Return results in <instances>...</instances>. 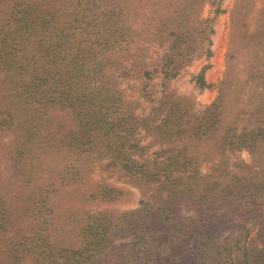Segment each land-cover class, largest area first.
<instances>
[{
  "label": "trees",
  "instance_id": "obj_1",
  "mask_svg": "<svg viewBox=\"0 0 264 264\" xmlns=\"http://www.w3.org/2000/svg\"><path fill=\"white\" fill-rule=\"evenodd\" d=\"M122 1L127 10H120L119 25L123 26L124 21L133 19L134 15L140 16L143 19L141 27L154 28L153 38L164 47L162 55L150 64L145 62L149 54L143 46L139 49L137 58L122 72L129 76L131 72L141 68V87L137 89L140 91L139 98L152 101L150 96L155 85L152 82L154 76L159 75L162 79L169 80L191 60L193 51L203 47L207 54L211 53L210 48L205 45L210 43L214 16L201 17L202 9L198 7L199 4L196 5L195 0H182L174 6L150 9L147 13L143 12L145 15L140 13L142 10L139 5H127L128 0ZM52 2L53 0H48L39 3L35 0L34 6L20 11L19 25L13 30L14 36L8 41L9 46L17 47L26 38L28 43H38V37L43 36L45 30L56 24L58 26L56 20L61 17L57 13L59 11L52 6L46 8V4L52 5ZM117 7L119 5L113 8L112 15H108L110 20H113ZM220 11L216 8L214 15ZM45 14H48V20ZM14 17L11 16L6 21ZM9 25L5 23L4 27ZM120 28L122 27L114 30L115 38L112 36L110 47L119 44L116 36L120 34ZM138 30L140 28L137 27L127 31L129 38L134 40V36L140 33ZM59 36H64L65 39ZM66 36L67 33L60 32L54 47V42L48 45L44 41L41 47L32 51L30 58L36 60L40 57V63L31 70L22 69L25 58L20 50L17 49L13 56H8L9 52L2 54L0 50L1 77V72H7V68L15 69L14 82H11L15 87L8 89L9 93L8 90L0 91L3 92L0 101L3 98L7 100L8 97L14 101L11 106L0 111L6 112L9 128L17 129L13 132L19 134L20 139L23 136L26 138L23 149L17 151L19 157L35 141L38 145V132L33 129L32 123L42 122L45 116H39L44 113L35 112L29 106L34 100L37 101L35 92L41 85L51 78L53 82L57 80L56 75L61 73L64 61H70V55L63 54L64 49H61L68 39ZM253 37L254 34L250 39L253 40L252 44H245L243 48L246 53L250 50L255 52L264 43V38ZM101 38L103 37L96 39L97 43ZM0 40L4 43L3 38ZM133 40L127 43L129 46L125 50H129L131 42L136 43ZM201 41L205 42L200 45ZM254 52L250 55V64L257 63L261 67L246 71L243 79H239L236 74L229 77L223 87L227 90L232 86L234 94L228 98L222 88L218 97L202 113L189 112L188 102H175L166 94L158 105H151L150 114L138 118L134 114L133 102L124 99L123 91L116 88L106 91V81L103 80L98 88L92 90V95L89 93L81 96L78 93L76 99L70 100L69 96L74 88L84 82L80 77V69L74 70L78 72L77 75L69 74L64 77L62 83H52L53 91L56 90L55 87L62 86L59 97L54 99L59 98L61 102L65 99L73 105L72 112L80 129L77 135L79 141L74 145L73 151L79 155L86 153V156L91 153L97 157L107 155L105 165L117 166L126 174L131 184L142 188L144 197L139 200L135 209L114 211L105 208L92 212L77 233L79 240L76 245L58 246L54 242V234L39 233L34 248L30 250L34 255L29 259V238L25 236V226L16 227L11 234L15 218L13 214L19 212L20 215L23 212L28 215L38 210L43 203L37 202L38 200L26 201L23 206H16L20 211H15L11 200L0 191V264H107L108 257L113 254L117 262L123 264H161L162 254H172L182 260L193 254L196 264H227L225 258L228 255L235 256L237 263L234 264H251L250 260L256 264L258 258L262 260L260 256L264 257V247L251 251L244 249L235 254L230 243L216 244L209 234L187 232L190 224L200 227L208 225L210 213L256 208L260 203L256 204L258 199L264 198V57ZM247 56L249 57L248 54ZM78 57L75 55L70 58ZM207 67L208 65L202 66L194 75L195 84L200 88L209 87L203 76ZM7 75L8 72L4 76ZM88 84L90 85V81ZM162 86L165 89L166 82ZM15 89L18 91L12 93ZM53 91H46L40 96L47 101L52 97ZM44 105L50 106L48 103ZM76 106L78 108L74 109ZM27 110L30 112L29 116ZM138 127L151 136V143L164 144L161 145V150L154 152L156 154L153 157L144 158L145 150L150 144L138 146L134 136ZM209 138L214 142L209 150L214 151L217 159L212 161L208 166L209 172L205 174L200 170L199 161L211 157L207 147L202 146L203 141ZM85 144L92 145L95 151L85 148ZM133 148L140 152L141 159L132 157L129 150ZM241 150L250 153L248 162L238 160L233 164L227 163L232 151ZM35 152L36 155L39 154V150ZM108 188L105 185L101 193H105ZM184 202L195 206L193 208L197 211V216L192 217L188 223L178 214V208ZM37 216L43 215L38 213ZM127 236L130 238L126 243L115 247L116 240L126 239ZM198 240L200 246L196 245Z\"/></svg>",
  "mask_w": 264,
  "mask_h": 264
},
{
  "label": "rangeland",
  "instance_id": "obj_2",
  "mask_svg": "<svg viewBox=\"0 0 264 264\" xmlns=\"http://www.w3.org/2000/svg\"><path fill=\"white\" fill-rule=\"evenodd\" d=\"M38 1L45 3L48 0ZM180 1L182 0H128L125 3L139 5L142 10L140 13L143 15L150 9L174 6ZM30 3L32 5H29ZM195 3L199 4L198 7L202 9L201 17L214 16L212 19L213 30L209 35L210 43L205 45L210 48L211 53L207 54L203 47L193 51L191 60L181 68L176 76L169 80H164L159 75L154 76L152 82L155 85L150 96L152 101H148L140 99V91L137 90L139 86L141 87V68L136 72H131L129 76L122 72L137 58L138 51L143 46L147 48L146 51L149 54L146 56L145 62L150 64L162 55L164 47H161L159 41L153 38L154 28L141 27L143 19L140 16L136 17L133 14V19L128 18L124 21L123 26L119 25L120 10L122 8L127 10V6L122 0H53L52 5L46 4V8L47 6L57 8L59 11L57 13L61 16L56 20L58 26L56 24L45 30L46 33L38 37L40 40L38 43H28L26 38L24 43L17 47L9 46L8 41L13 35V30L19 25L20 11L26 7L34 6L35 0H0V38L4 40V43L0 40V50L2 54L9 52L8 56H13L17 49L20 50L25 58L22 69L37 68L40 57L35 60L30 58L31 55L41 47L44 41L48 45L54 42L52 45L54 47L60 32L67 33L66 37L68 38L61 48L64 49L63 54H69L70 57L79 56L76 59L68 57L70 61H64L61 73L56 75L58 79L53 82L51 78L35 92L37 101L34 100L29 107L35 112H43L44 115L39 114V116L45 117L42 122L34 121L32 123L33 129L38 132V145H36V141L31 146L28 144L30 148L25 150V154L21 157L18 156L17 151L23 149L26 138L23 136L20 139V135L13 132L17 129L9 128V118L6 116V112L0 111V191L11 200L15 211H20L21 209L16 206L21 207L26 201L38 200L37 202L43 203L38 210L30 212L28 215L23 212H20V215L19 212L13 214L15 218L11 234L14 233L13 230L16 227L25 226V236L29 238L27 252L29 259L34 255V252L30 250L34 248L33 245L36 243L39 233L54 234V242L58 246L76 245L79 240L77 233L80 227L88 221L92 212L105 208L114 211L135 209L139 200L144 197L142 188L131 184L126 174L117 166L107 167L105 165L107 155L97 157L91 153L86 156V153L79 155L73 151L74 145H77L79 141L77 135L80 132L77 119L72 112L73 105L65 99L62 102L59 98L54 99L59 97L62 86L55 87L56 90L53 91L52 83L54 85L58 81L62 83L64 77L69 74L77 75L78 72L74 70L80 69V77L84 79V82L74 88L69 96L70 100L76 99L78 93L81 96L89 93L92 95V90L98 88L100 81L103 80L106 81V91L107 89L112 91L113 88L122 90L124 99L133 102L135 116L141 118L150 114L151 105H158L166 94L175 102H188L189 112L202 113L204 108L218 97L222 88L226 97L231 98L230 95L234 94L232 86L227 90L223 87L229 77L236 74L239 79H243L246 71L261 67L257 63L250 64V55L254 50L246 53L243 48L245 44H252L253 40L250 39L253 34L255 39L264 38V0H195ZM118 5L119 8L115 9L113 20H110L108 15ZM216 8L221 11L214 15ZM31 14L34 12L31 11ZM45 15L48 20V14ZM11 16L15 17L6 21ZM5 23H9L10 27H4ZM116 27H122L119 30L120 34L116 36V39H119V44L110 47L112 36L115 38L113 33ZM137 27L140 28L138 30L140 33L134 36L136 43L131 42L127 51L125 50L129 46L127 43L133 40L132 37L129 38L130 34L127 31ZM100 36L103 38L97 43L96 39ZM59 37L65 39L64 36ZM204 42L201 41L200 45ZM254 53L264 57V43ZM254 53L252 57H254ZM204 65H208L203 76L209 87L200 88L195 84L194 75ZM14 71L15 69L7 68V76H4L7 72H1L0 91L5 92L15 87V85H11V82H14ZM88 76L89 78H87ZM165 82L164 89L162 85ZM17 91L15 89L12 93ZM46 91L50 93L53 91L52 97L48 96L47 101L40 96ZM3 92H0V95ZM5 99L0 101V109L8 108L14 101L10 97ZM4 100L5 102H2ZM46 103L50 106L45 107ZM27 111L29 116L30 112ZM110 115H115V113H110ZM134 136L138 146L150 144L145 150L144 158L153 157L152 155L156 154L155 151L163 148L161 145L164 144L162 143H151V136L141 127L136 129ZM203 142L202 146L207 147L211 157L200 160L199 167L203 173L207 174L208 166L217 159V156L214 151L209 150L214 143L213 140L209 138ZM84 146L87 149L92 148L90 144ZM37 150H39L38 155L35 152ZM92 151H95L94 148ZM129 152L133 158L141 159V154L137 149H130ZM250 157L248 151H232L228 156L227 163L233 164L238 160L248 162ZM105 185L109 188L105 193H101ZM257 203L259 204L256 208H238L232 212L210 213L208 225L200 227L190 224L187 232L209 234L214 238L216 244L230 243L235 254H239L244 249L251 251L256 248L257 250V248L264 247V198L258 199ZM193 207L195 206L184 202L178 208L179 216L183 217L187 223L192 217L197 216V211ZM38 213L43 216H37ZM129 238L127 236L126 239L116 240L115 247L126 243ZM196 245L200 246V240ZM108 259L107 264H123L117 262L114 254ZM225 259L227 264L237 263L234 255H228ZM260 259L262 260L256 259V264H264L262 255ZM250 261L251 264H255L253 260ZM160 263L196 264L193 254H190L185 260L175 258L172 254L170 256L162 254Z\"/></svg>",
  "mask_w": 264,
  "mask_h": 264
}]
</instances>
